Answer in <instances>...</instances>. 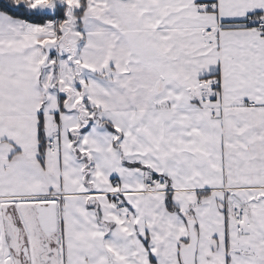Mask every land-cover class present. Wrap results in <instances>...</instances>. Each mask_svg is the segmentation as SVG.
<instances>
[{
	"label": "snow or ice",
	"instance_id": "1",
	"mask_svg": "<svg viewBox=\"0 0 264 264\" xmlns=\"http://www.w3.org/2000/svg\"><path fill=\"white\" fill-rule=\"evenodd\" d=\"M0 264H264V0H0Z\"/></svg>",
	"mask_w": 264,
	"mask_h": 264
}]
</instances>
